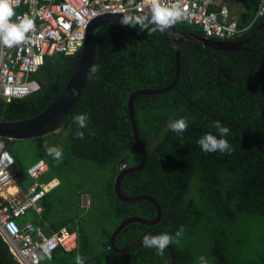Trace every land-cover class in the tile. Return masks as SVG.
I'll return each instance as SVG.
<instances>
[{
  "label": "trees",
  "instance_id": "obj_1",
  "mask_svg": "<svg viewBox=\"0 0 264 264\" xmlns=\"http://www.w3.org/2000/svg\"><path fill=\"white\" fill-rule=\"evenodd\" d=\"M224 1L240 2L244 7L236 22L239 31L228 39L244 40L254 32L244 44L253 51L215 50L181 42L175 87L134 99V118L147 161L143 169L122 178L120 190L127 197L154 198L162 215L154 225L127 224L115 238L118 248L146 234L174 236L183 226V237L170 245L175 264H199L196 251L204 254L207 264H264V120L260 116L264 102V15L254 20L257 0ZM174 27L179 32L203 35L189 23ZM94 46L92 67L98 66V71L90 72L59 131L41 136L51 146L63 149L62 161L57 164L44 145L35 146L43 152L35 161L43 159L49 164L42 179L57 178L59 185L43 197L42 213H30V218L45 235L61 228L75 231L77 248L68 252L56 248L44 254L39 264H75L77 255L84 264H171L167 248L159 256L155 249H146L139 242L118 253L109 238L126 218L151 220L156 216L153 203L145 199L122 201L113 185L121 170L141 162L128 98L135 90L161 89L172 82L173 40L169 33L149 37L139 27L126 28L116 21L95 29ZM79 54L45 57L33 74L39 89L22 98L0 99V121H20L42 112L63 90ZM77 114L88 116L87 128L78 129L73 122ZM179 118L188 120L182 137L167 127L170 120ZM215 121L230 129L224 138L233 149L231 154H206L197 144L206 133L218 136ZM78 130L85 133L83 139L75 136ZM0 139L5 145L15 140ZM27 168L14 162L13 178L24 191L32 183ZM102 170L107 178L100 198L86 184ZM87 194L89 207H83L81 197ZM86 210L89 214L85 217ZM96 211L100 212L99 220L91 224L89 219ZM246 219L254 223L250 230L245 228ZM94 225L99 229L97 236L89 233ZM0 264H19L1 235Z\"/></svg>",
  "mask_w": 264,
  "mask_h": 264
},
{
  "label": "built area",
  "instance_id": "obj_2",
  "mask_svg": "<svg viewBox=\"0 0 264 264\" xmlns=\"http://www.w3.org/2000/svg\"><path fill=\"white\" fill-rule=\"evenodd\" d=\"M175 0H160L170 6ZM189 23L201 29L204 38L225 40L239 29L229 18L228 9L216 5L215 0H183ZM17 17L25 14L34 21V28L26 40L11 48L0 46V99L10 101L22 98L39 89L33 74L43 65L45 57L53 54L74 55L82 49L89 24L107 14L149 13L148 0H12ZM264 15V0H257L254 20ZM0 139V235L19 264H39L46 253L56 248L72 251L77 248V233L61 228L45 235L43 228L31 221L22 225L17 219L27 211L41 214V199L53 187L57 179L42 183L39 179L49 169V164L37 160L27 168L31 185L23 191V197L7 196L6 190L16 184L13 178L14 158ZM122 165V168H125Z\"/></svg>",
  "mask_w": 264,
  "mask_h": 264
},
{
  "label": "water",
  "instance_id": "obj_3",
  "mask_svg": "<svg viewBox=\"0 0 264 264\" xmlns=\"http://www.w3.org/2000/svg\"><path fill=\"white\" fill-rule=\"evenodd\" d=\"M123 15H148V14H140V13H127V14H107L104 16H100L94 19L88 26L87 35L85 43L80 50L79 58L77 65L70 77V79L65 84L63 90L60 92L59 95L55 97V99L39 114L20 121H0V137L7 138L10 140L14 139H29V138H37L43 135H46L51 132H55L57 129L60 128L62 122L68 115V112L73 107L75 102L77 101L79 94L90 74V69L93 65L94 60V31L97 27L102 24L116 22L121 19ZM260 25L259 27H261ZM169 34L174 43V50H175V74L172 82L164 88L161 89H139L132 92L128 98V112L130 117V122L132 126V132L135 140L136 147L140 151L141 154V162L140 164L121 170L114 180V192L116 196L122 201H135L139 199H145L150 201L156 207V216L151 220H146L140 217L132 216L126 218L122 222H120L117 227L113 230L110 235L109 243L112 247L113 251L122 253L129 250L131 247L136 245L139 242L143 241V238L138 239L125 248H118L115 245V238L117 234L123 229L127 224L132 222H139L146 225H154L159 222L162 210L159 203L152 197L148 195H136L132 197L124 196L120 190V183L122 178L130 172L140 171L144 168L147 161V156L145 149L142 146L140 141L138 130L136 127V122L134 118L133 112V101L139 95H155L164 93L172 88L175 87L176 82L179 76L180 70V43L181 42H193L201 46L210 47L215 50H228V51H253L248 49L244 46L253 36L254 32L251 33L244 40H217L212 38H204L203 36L195 35L191 32L183 33L179 32L175 29V27L170 28ZM221 72V69H219ZM228 78V76H227ZM76 92L73 95V92ZM264 98V93H262ZM261 118L264 120V102L262 111L260 113ZM167 250L171 256V264H175V254L172 248L169 246Z\"/></svg>",
  "mask_w": 264,
  "mask_h": 264
},
{
  "label": "clouds",
  "instance_id": "obj_4",
  "mask_svg": "<svg viewBox=\"0 0 264 264\" xmlns=\"http://www.w3.org/2000/svg\"><path fill=\"white\" fill-rule=\"evenodd\" d=\"M148 2V15H123L119 23L126 28L130 27L134 29L139 27L141 32L147 31L150 37L157 32L160 34L169 33L168 30L170 28L188 19L187 8L183 5V0H175L170 6L162 5L160 0H148ZM15 15L12 0H0V46L11 48L22 44L26 40L27 34L34 28V21L27 14L23 17H17L18 22H12V17ZM97 71L98 66L95 65L90 69L92 74H95ZM75 94L76 92L74 91L73 95ZM87 121L88 116L86 114H77L73 117V122L78 126V129L87 128ZM213 126L219 138L212 133H206L199 138L197 144L206 154L217 152L231 154L233 149L228 140L224 138L228 136L230 129L227 126H223L220 121H215ZM167 127L171 132L182 137L188 129V120L186 118L170 120ZM84 135L85 133L79 130L75 133V136L79 139H83ZM45 150L47 155L52 157L57 164L62 161V148L45 146ZM184 231V227L181 226L174 236L168 233L158 235L146 234L142 241L143 247L155 249L157 255L163 256L166 248L174 242H179L180 238L183 237ZM75 264H84V260L80 255L75 257ZM199 264H207L204 256L199 257Z\"/></svg>",
  "mask_w": 264,
  "mask_h": 264
},
{
  "label": "rangeland",
  "instance_id": "obj_5",
  "mask_svg": "<svg viewBox=\"0 0 264 264\" xmlns=\"http://www.w3.org/2000/svg\"><path fill=\"white\" fill-rule=\"evenodd\" d=\"M59 129H57L55 132H58ZM42 137H37V138H29V139H15L14 141L10 142L5 146V149L9 154L14 158L15 161H17L20 166L22 167H29L33 162H35V159L42 157V149L38 148L35 149V146L37 144H41L44 146H51L50 143L47 141L42 140ZM63 140V139H60ZM98 172V173H97ZM96 175H92V177L89 179V182L86 184L87 188H91L93 190V193L96 195V197H101L103 186L106 182L107 174L105 170L102 171H97ZM89 195H85L81 197L82 200V206L83 207H89ZM88 209V208H87ZM89 213L84 211L83 215L85 217ZM30 212H27V214L21 216L20 218L17 219V222H22V220H26L29 218ZM100 212L96 211V215L92 216V218L89 219V223L91 224H96L97 220H99ZM246 222L245 228L252 229L254 227L253 222H249L247 219L244 220ZM99 232V229L97 228L96 225H94L93 228L89 229V233L93 236H97ZM195 254L200 257L203 256L204 254H199L197 251Z\"/></svg>",
  "mask_w": 264,
  "mask_h": 264
},
{
  "label": "crops",
  "instance_id": "obj_6",
  "mask_svg": "<svg viewBox=\"0 0 264 264\" xmlns=\"http://www.w3.org/2000/svg\"><path fill=\"white\" fill-rule=\"evenodd\" d=\"M216 2V5L213 6V8L215 9H218L220 8L221 6H225L227 9H228V12H229V18L231 20H234L235 22H237V19H238V16L241 14V12L244 11V7L240 4V2H233V3H229V2H226L224 0H215ZM46 175V173H44L41 177H40V181L42 183H45V182H48L49 180L51 179H57V178H51V179H48V180H44L42 179L44 176ZM58 180V179H57ZM58 185H59V180H58ZM58 185H56L55 187H53L52 189L56 188ZM51 189V190H52ZM24 190L20 189V187L17 185V184H13V185H10L7 190H6V195L7 196H14L16 199H21L23 197V192ZM26 191V190H25ZM50 191V190H49ZM48 191V192H49ZM47 192V193H48ZM46 193V194H47ZM45 194V195H46ZM82 196H85V195H82ZM43 199V198H42ZM41 199V201H42ZM40 201V203H41ZM81 204H82V200H81ZM43 209V208H42ZM43 211V210H42ZM28 212V211H27ZM27 212L25 214H27ZM30 213H33L34 211L33 210H29ZM42 213V212H41ZM24 214V215H25ZM36 216H39L40 214H37L35 213ZM24 221H31L33 223L34 220H32V218H30V215H29V218H27L26 220H22L21 223H23ZM53 233V232H52Z\"/></svg>",
  "mask_w": 264,
  "mask_h": 264
}]
</instances>
